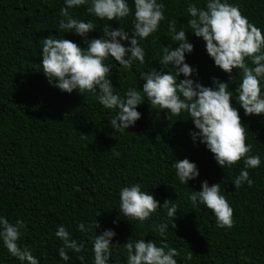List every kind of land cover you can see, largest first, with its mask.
<instances>
[{"label": "trees", "instance_id": "1", "mask_svg": "<svg viewBox=\"0 0 264 264\" xmlns=\"http://www.w3.org/2000/svg\"><path fill=\"white\" fill-rule=\"evenodd\" d=\"M160 2L166 6L165 20L157 33L140 41L146 53L144 63L135 61L126 69L114 58L106 61L111 63L109 79L114 93L121 97L130 87L143 89L141 72L172 71L159 63L164 46H177L168 32V22L175 20L177 31L190 30L188 5H206V0ZM128 3L134 11L133 0ZM229 3L238 4L249 21L264 31V0ZM63 6L64 0H0V216L12 224L18 219L25 222L20 246H26L39 264H80L79 255L85 256L84 264H93L97 220V235L107 229L116 233L109 264H126L123 243L128 238L133 242L152 239L158 246L167 243L180 251L175 257L177 264H264V115L245 116L239 107L235 92L240 83L238 70L233 69L236 78L230 82L229 91H233L232 103L248 127L251 154L260 156L261 165L247 169L254 180L252 187L244 183L235 189L233 181L244 169L243 160L222 169L204 144L192 140L190 130H198L187 113L178 119L167 110L152 109L145 96L137 108L141 118L127 130L116 131L108 120L117 110L104 108L98 92L82 95L74 90L69 94L49 83L41 65L43 38L64 36L87 47L79 35L60 30ZM87 6L69 11L75 18L95 24L89 40L101 37L109 24L113 29L121 26L133 30L132 15L117 21L100 20L86 11ZM186 35L194 45V51L186 54V62L198 70V77L191 78L205 86H212V77L227 82L228 74L214 65L202 38L191 31ZM178 79H184L183 75ZM185 158L197 165L200 174L181 184L173 164ZM205 180L209 186L221 183V192L234 209L231 229L218 227L211 210L188 199L193 191L201 190ZM137 182L161 206L168 199L177 205L176 228L163 207L144 222L119 211L121 188ZM81 222L86 227L93 225L92 231H78ZM162 223L169 225L163 237L158 230ZM61 225L85 245L82 253L67 250L69 261H62L58 254L62 242L55 232ZM188 251L193 253L191 260L184 259ZM0 264H21L8 253L2 239Z\"/></svg>", "mask_w": 264, "mask_h": 264}, {"label": "clouds", "instance_id": "2", "mask_svg": "<svg viewBox=\"0 0 264 264\" xmlns=\"http://www.w3.org/2000/svg\"><path fill=\"white\" fill-rule=\"evenodd\" d=\"M84 5H88L86 11L89 14L100 20L117 21L132 15L133 30L129 32L121 26L113 29L109 24L101 37L89 40L88 34L96 30L95 24L91 20L75 18L69 11ZM133 5L134 11L128 0H91L90 5L89 0H64V6L60 9L59 28L64 33L74 32L82 37L87 47H81L64 36L62 39L54 36L43 38V74L50 84L62 92L70 94L77 90L82 95L85 92H98L99 103L104 108L117 110L115 116L108 120V125L116 131L127 130L141 118L137 108L144 103L145 96L152 109L167 110L178 119L182 118L181 113H187L188 120L198 130H190L192 140L204 144L222 169L243 160L244 169L233 181L235 189L244 183L252 187L254 180L247 169L258 168L261 158L251 154L253 145L247 143L248 127L241 118L239 108L232 103L233 91H229V85L236 78L232 76L233 69H237L240 83L235 92L239 107L244 110L245 116L264 115V31L249 21L238 4L229 3V0H206L204 7L189 4L187 12L191 19L187 20V24L190 30L181 28L177 31L176 21L168 22V32L177 46H164L159 63L168 65L172 71L154 69L152 72H141L140 79L145 81L143 89L130 87L121 97L114 93L109 79L112 67L106 61L114 58L118 65L126 69H131L135 61L144 63L146 53L140 41L157 33L161 22L165 20L166 6L162 2L158 3V0H133ZM188 31L202 38L214 65L228 74L227 82L212 77V86H205L198 79L191 78L194 75L198 77V70L186 62V54L194 51V45L186 35ZM121 41L129 42L130 46L126 47ZM181 75L184 79H178ZM173 167L181 184H188L200 174L197 165L187 158L176 160ZM119 199V211L124 216L144 222L163 207L167 209V216L173 218L172 223L176 228L173 221L178 213L177 205L168 199L161 206L153 194L141 190L139 182L122 187ZM188 199L194 205L199 202L211 210L218 227L231 229L234 226V209L222 194L221 183L209 186L205 180L201 190L193 191ZM25 227L22 219L12 224L0 216V239L8 253L21 264H39L37 257L26 246L21 247L18 243L21 229ZM94 227L93 264H109L112 238L116 233L107 229L97 235V229L100 228L97 220ZM168 227L167 223L159 225L161 237ZM92 228L93 225L86 227L82 222L77 225L80 232H91ZM55 236L62 242L58 249L62 261L70 260L67 250L83 252L84 243L72 238L65 226H59ZM123 247L127 251L126 264H177L175 257L180 256L178 249L163 242L158 246L152 239L142 238L133 242L128 238ZM192 257L191 251L184 255L185 260H191ZM77 258L80 264H84V255Z\"/></svg>", "mask_w": 264, "mask_h": 264}]
</instances>
